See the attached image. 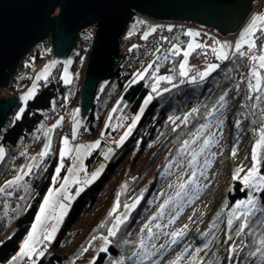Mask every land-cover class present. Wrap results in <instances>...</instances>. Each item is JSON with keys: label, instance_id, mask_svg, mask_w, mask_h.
I'll return each mask as SVG.
<instances>
[{"label": "trees", "instance_id": "1", "mask_svg": "<svg viewBox=\"0 0 264 264\" xmlns=\"http://www.w3.org/2000/svg\"><path fill=\"white\" fill-rule=\"evenodd\" d=\"M88 30L89 26L79 34L87 33ZM134 36L133 33L127 35L125 30L120 37V43H132ZM82 40L78 35L76 47L72 51L71 82L63 84L55 69L54 75L41 83L36 95L25 103L19 118L16 117L9 124V117L7 118L0 131V188L13 173L15 161L24 152L30 137L54 114V106L58 103L69 108L78 103L80 83L88 56L87 53L79 65ZM263 41L264 33L257 31L254 35L256 47L251 50L250 55L263 54ZM170 43L169 49L141 72L139 80L134 81L131 77L116 72L109 81L98 83L92 106L85 117L90 135H100L98 131L110 106L114 110L110 112L109 120L111 122L115 119V124L113 128L106 127L105 133L108 134L110 130L115 138L124 124L129 125L131 132L107 162L103 174L78 195L70 209L64 213L61 228L54 233L53 240L49 242L48 248L36 264H73L83 254L90 240L98 235H106L115 216L124 210L125 205H131L137 200L127 218L119 223L115 234L108 236V245L103 251H98L90 263L105 264L112 260L118 264L122 243L133 226L136 215L155 190L161 175L180 152L183 142L205 122L221 102V96L225 97L230 91L239 95L232 111V122L234 125L236 121L245 123L244 129L249 135V144L257 141L260 129L264 128V116L256 106V99H250L255 95V90H250V83H254L252 73L256 69L259 70L258 73L264 70L254 65L248 57L231 54L229 59L207 77L199 79L198 75L193 82L186 83L180 75V65L183 63L190 66L201 62L207 48H195L185 58L183 52L190 43L189 34L176 33ZM45 46L51 48L49 39L36 44L23 60H31L35 64L42 63L46 55L43 50ZM174 46L179 50L178 53L173 51ZM243 50L241 48V51ZM23 60L18 66L22 67ZM158 65L165 79L155 81L154 71ZM9 80L5 89L11 95L16 92V84L25 83L28 77L19 78L18 81L14 74ZM153 87L157 89L155 92ZM149 92L155 94L139 121H135L140 105ZM58 131L60 128L56 129V133ZM101 143L103 144V141ZM100 151L101 149H95L89 153L85 160L87 167L100 159ZM257 155V164L264 173V154L258 151ZM57 161L58 155L55 152L47 153L22 180L28 188L30 198L26 200L27 204H22L23 208L20 209V202L13 208V211L19 212L13 213L1 229L0 264H5L19 248L36 216L41 200L50 187ZM234 172L235 170L231 169L230 173ZM102 193L104 196L100 198ZM248 196L240 189L238 182L229 180L223 192L208 208L204 222L195 236L193 250L179 264H261L264 257L257 249L261 247V241H264V190L251 195L254 199V211L248 218L245 232L237 235L239 225L243 221L237 220L236 217L244 211L245 206L238 209L235 207L238 202L247 200ZM99 198L100 206L82 239L72 248L65 250L64 239L69 230L81 216L93 210ZM229 220L233 221L231 226L228 225ZM253 252H256L255 256L252 255Z\"/></svg>", "mask_w": 264, "mask_h": 264}, {"label": "rangeland", "instance_id": "2", "mask_svg": "<svg viewBox=\"0 0 264 264\" xmlns=\"http://www.w3.org/2000/svg\"><path fill=\"white\" fill-rule=\"evenodd\" d=\"M57 12L58 10L56 9L54 15ZM261 14H264V9L262 12L252 10L235 33L236 40L233 41V39H229L226 36H223L219 40V51L222 46L227 44V40L230 41L228 42L229 53L231 49L235 50L236 43H240L241 48L247 51V44L249 40L254 42V37L244 39L245 31L250 27L253 18ZM141 25L144 26V31L141 36L148 35L154 29V26L149 23L147 24L144 21L133 19L126 29V34L133 33L137 36L136 28H139ZM89 27L90 30L87 33L78 34L83 39L80 48L82 57L79 65L83 57L89 52L93 41L94 30L96 28L94 26ZM253 31L255 33L257 32L255 29ZM261 33L263 34L264 32ZM187 34L190 36L189 44H192L193 31L189 30ZM201 34L203 38L209 39L211 45L210 37L207 34ZM74 47H76V43ZM262 47L264 48V41ZM208 49L211 52L210 47ZM43 50L46 52V55L42 63L35 64L31 60H23L25 56L21 59L24 64H22V67L17 66L14 74L18 81L19 78L26 77H28V80L25 83L16 84V92L14 94L9 95V92L5 89L7 85L0 89V97L2 96L6 99L12 95H16L18 99L17 106L8 116V124L20 116L25 103L36 95L35 93L41 83L54 75L55 69L57 76L63 84H69L72 80V51L67 57L60 58L52 53L53 51L50 47L45 46ZM188 50L187 47L185 51ZM215 65H217L216 70L219 62H216ZM191 66L188 67L185 65V71L187 72V68H191ZM160 71V66H156L154 71L155 81L163 80L161 79L162 77L165 79L164 74L160 73ZM254 72L258 73L259 70L256 69ZM141 74L139 73L132 80H139ZM183 77H190L189 73L187 72V75ZM154 94L153 92H149L143 99L135 116V121H139ZM261 95L264 96V93H261ZM238 97L239 95L234 93V91L226 94L224 100L214 108L205 122L189 137V145L187 147L183 145L180 152L166 168V172L159 178L155 190L151 192L141 210L136 215L135 222L122 243L118 264H179L180 261L183 262L195 246V236L204 222L208 208H210L213 202L216 201L215 199L223 192L229 180L238 182L240 189L249 195L247 200L240 201L236 204V209L241 208V206L246 207L249 200L254 204V199L251 195L263 191L264 182L256 180L254 177L248 182L244 180L245 174L253 167L252 148L257 141L249 144V135H247L244 129L245 123L236 121V125H234L232 122V111L237 104ZM146 100L149 102L145 103ZM256 104L258 110L264 116V99H256ZM56 105L54 106L55 112L52 117L44 121L30 137L26 143L24 152L15 161L13 173L7 178L8 180H6L3 187H1L4 191H0V232L8 218H11L13 213L19 212L18 210L13 211V208L19 202L20 209L23 208L22 204H27L26 200L30 196L28 195V188L22 180L27 175L25 173L28 172V169L36 167L43 158L40 156V153L45 152L47 154L49 152H55L58 155V161L53 170L50 187L41 200L36 216L29 226L26 235L23 237L19 248L5 264L37 263L36 261L40 259L48 248L49 242L53 240L54 233L58 232L61 228L64 221V213L70 209L77 196L91 184L93 185L99 176L103 174L107 162L114 156L116 150L114 146L117 149L119 146H122L127 137H125V133H129V125L127 124H124L115 138L112 137L110 130L108 134L105 133L106 127L113 128V124H115V119L111 122L109 120L110 112L112 113L114 110L112 106H110L104 123L98 131L101 134V140L98 138L99 135L96 137L90 135L85 124V118L80 115L79 104L77 105L76 103L69 108L63 104L57 103ZM224 111H226V115ZM221 113L223 115H219ZM65 117L71 123V135L69 136L63 132ZM137 117L139 119H136ZM57 128H60L58 133H56ZM204 139H210L211 143L201 151ZM193 140L195 142L191 143ZM102 141L103 144L101 143ZM93 145L96 146L93 147ZM95 149H101L100 159L93 162L90 167H87L85 160L90 155L89 153ZM61 150L65 152L64 157L60 156ZM233 151H235V155H233ZM193 153L195 154V160H192L191 154ZM66 161L70 163L68 166L66 165ZM255 166V175L264 176V173L261 172L257 164V160L255 161ZM58 167H60L59 173L56 172ZM210 169L214 170L213 177L208 175L205 178V184L199 186V179H203V176ZM231 169L235 170L232 174L230 173ZM240 169H243V171H240L237 178L234 179L233 177ZM62 170L63 172L61 173ZM94 173H98V176L95 180H92ZM17 177H20V179L17 180ZM212 178H220V181L218 180V183L213 185ZM9 181L13 183L9 184ZM181 184L185 185L183 190L180 188ZM204 189H209L210 193L203 196L202 191ZM78 191L79 194H76ZM49 193H51V196H49ZM177 193H180V195H177ZM65 196L69 197V199H64ZM103 196L102 193L100 198H103ZM45 198H48L50 203L46 206L47 211L41 213L40 209ZM100 202L101 199L92 211L81 216L78 222L69 230L64 239L65 250L72 248L82 239V236L88 229L92 218L100 206ZM136 204L137 200L131 205H127V207L125 205L124 210L117 217L115 216V219L108 228L107 234L93 237L87 244L83 254L73 264H90L98 251L108 245L109 230L115 232L119 224L115 228L113 226L116 225L117 221L120 223L127 218L129 212ZM162 205L164 206L163 208L161 207ZM38 216L41 217L42 223L37 226L35 235L38 243L35 244V248L37 252L42 251V255H37L36 252H29L28 256H21V248L24 246L26 239H28L33 224L37 223L36 218ZM149 229H151V232H149ZM173 233H180V235L173 236ZM45 235H51V239L45 240L43 238ZM174 240L175 243H173ZM105 264L115 263L110 260ZM261 264H264V258Z\"/></svg>", "mask_w": 264, "mask_h": 264}, {"label": "water", "instance_id": "3", "mask_svg": "<svg viewBox=\"0 0 264 264\" xmlns=\"http://www.w3.org/2000/svg\"><path fill=\"white\" fill-rule=\"evenodd\" d=\"M253 1L0 0V89L36 44L49 39L52 53L65 58L73 51L81 30L94 26L78 97L80 115L85 118L98 83L109 81L117 70L122 56L120 37L135 15L195 22L228 35L236 32L251 13ZM17 104L16 95L0 97V131Z\"/></svg>", "mask_w": 264, "mask_h": 264}, {"label": "snow or ice", "instance_id": "4", "mask_svg": "<svg viewBox=\"0 0 264 264\" xmlns=\"http://www.w3.org/2000/svg\"><path fill=\"white\" fill-rule=\"evenodd\" d=\"M257 30L260 32H264V14L258 15L256 17L253 18L251 25L249 28L246 29L245 34H244V39H247L248 37H254L255 32L253 30ZM153 31H155V29H153ZM169 31H171V29H169ZM145 39H147V34L144 37ZM200 45H195L193 46L192 44L188 45V51H184L183 52V56L186 58L191 51H194L195 48H199ZM228 47L227 45L222 46L220 51L217 52L215 49L213 50L214 54L216 55V58L218 60H227L229 59V53L224 51V48ZM256 47V44L252 41L249 40L248 44H247V51H241V44L240 43H236L235 44V51L234 53H232L233 55H239L240 57L244 58V57H248L253 61L254 65H258V67L261 70H264V54H260V55H250L251 50L253 48ZM173 51L174 52H179L178 49L175 48V46L173 47ZM261 52L264 53V48H261ZM217 67V65L213 64L211 65L207 71L200 73L199 76L201 79H203L204 77H206L211 71L215 70V68ZM181 68V72L180 75L181 76H186L187 72L185 71V65L182 63L180 65ZM253 77L255 78V83H250V90L254 89L255 90V95L254 97H250L251 98H255L257 100L259 99H264V96L261 95V93H264V72L262 73H257V72H253L252 73ZM161 79H164L163 77ZM195 79V78H193ZM153 92H155L157 89L155 87H153ZM224 96L220 97V100L223 101L224 100ZM149 101L146 100L145 103H148ZM19 118V117H17ZM136 119H139V117H137ZM133 123H135V121H133ZM239 126V125H237ZM131 131V129H129V132ZM129 133L126 132L125 133V137L128 135ZM123 140V138H122ZM122 142V141H121ZM195 141H191V143H194ZM66 143V142H65ZM185 147H187L190 143L189 140H185L184 142ZM211 143L210 139H204L203 141V148L201 149V151L204 150V148H207ZM96 145H93V147H95ZM77 151H79V149H77ZM258 151H260L262 154H264V128L260 129V135L258 137L257 142L254 144L253 148H252V159H253V167L251 169L248 170V172L245 174L244 180L245 182H248L251 178H255L256 180H260L261 182H264V176H256V166H255V161L258 159ZM46 153L45 152H41L40 156L43 157L45 156ZM192 155V160H195V154H191ZM233 155H235V151H233ZM60 156L64 157L65 156V152L64 150H61L60 152ZM62 167V165H61ZM243 171V169L238 170V172L236 173V175L233 177L234 179L237 178V176L239 175V172ZM31 172V168L28 169V172L25 174H29ZM56 172L59 173L60 172V167H58L56 169ZM98 176V173H94L92 175V180H95ZM17 180L20 179V177L16 178ZM90 182V181H89ZM9 184L13 183L12 181L8 182ZM181 190H183L185 188L184 184L180 185ZM82 190V189H80ZM0 191H4V189L0 188ZM79 194V191L76 193ZM177 195H180V193H177ZM49 196H51V193H49ZM64 199H69V197L65 196ZM50 201L48 198H45L42 206H41V213H45L47 211V205H49ZM167 203V202H165ZM252 204L253 202L251 200L248 201L247 206L244 208V211L240 212V214L236 217L237 220H242L243 222L239 225V228L237 230V235H240L241 233H244L245 230L248 227V218L252 215V212L254 211V209H252ZM134 206V205H133ZM63 207V206H61ZM127 207V206H126ZM162 208L164 207L163 205L161 206ZM251 209V211H250ZM37 223L33 224L32 226V231L29 233L28 235V239H26L24 246L21 248V256H28L29 252H36L37 255H42V251L37 252L36 248H35V244L38 243V239L36 237V231H37V226L38 224L42 223V219L40 216H38L37 218ZM233 223L232 220L228 221V225L231 226ZM119 224V221H117L116 225H114L113 227H117V225ZM55 230V229H53ZM149 232H151V229H149ZM115 233L112 230H109L108 235L109 236H113ZM180 235V233H173V236H177ZM45 240H50L51 239V235H45L43 237ZM173 243H175V240L173 241ZM104 249H101V251H103ZM257 251L260 253V255L262 257H264V241H261V247H259L257 249ZM135 255V253H134ZM253 256L256 255V252L252 253ZM30 258V257H29Z\"/></svg>", "mask_w": 264, "mask_h": 264}, {"label": "built area", "instance_id": "5", "mask_svg": "<svg viewBox=\"0 0 264 264\" xmlns=\"http://www.w3.org/2000/svg\"><path fill=\"white\" fill-rule=\"evenodd\" d=\"M255 9L257 11H262L264 9V0H256ZM138 19L151 24L154 26L155 31H152L145 36H141L144 28L139 29L138 35L135 38V41L130 45L120 46V53L122 56L118 58V64L116 66V71L119 75L125 77H135L146 68L150 67L153 61L164 53L170 46L171 36L170 33L175 31L177 33H184L188 29H191L193 26L186 21L178 20H161L149 17L144 14H137ZM171 29V31H169ZM200 31V34H207L211 39L210 50L211 53L205 58V64L216 59V55L213 50L217 51L218 41L220 40V35L216 32L209 30L204 27L197 28ZM202 64H197L193 68L189 69L190 75L195 74L197 71L202 69ZM70 121L65 119L64 123V133L69 136L71 134Z\"/></svg>", "mask_w": 264, "mask_h": 264}, {"label": "crops", "instance_id": "6", "mask_svg": "<svg viewBox=\"0 0 264 264\" xmlns=\"http://www.w3.org/2000/svg\"><path fill=\"white\" fill-rule=\"evenodd\" d=\"M253 5H254V1H253V3H252V7H253ZM192 38H193V42H192V45L193 46H195V45H200V47L199 48H201V49H204V48H207L208 46H209V39H205V38H203L202 36H200L199 34H198V32H196V31H193V35H192ZM228 42H230L229 40H227ZM228 42H227V46H228ZM225 46V45H224ZM224 51L225 52H228L229 53V50H228V47H225L224 48ZM206 69L207 68H205L204 70H202L200 73H203V72H205L206 71ZM199 73V74H200ZM211 73V72H210ZM209 75V74H208ZM207 75V76H208ZM206 76V77H207ZM205 78V77H204ZM199 79H201L200 78V76H199ZM191 81V80H190Z\"/></svg>", "mask_w": 264, "mask_h": 264}, {"label": "bare ground", "instance_id": "7", "mask_svg": "<svg viewBox=\"0 0 264 264\" xmlns=\"http://www.w3.org/2000/svg\"><path fill=\"white\" fill-rule=\"evenodd\" d=\"M242 25V24H241ZM177 32L173 31L170 33V35H172L170 38H172ZM224 114L226 115V111H224ZM219 115H223L222 113ZM213 173L214 170L210 169L209 171H207V173L203 176V179H199L200 181L198 182L199 186L200 185H204L205 184V178H207L208 175H211L213 177ZM212 184L216 185L218 183V180L220 181V178L216 179V178H212ZM210 193L209 189H204V191H202V195H208Z\"/></svg>", "mask_w": 264, "mask_h": 264}]
</instances>
